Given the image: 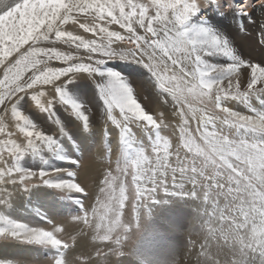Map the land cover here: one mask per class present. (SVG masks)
<instances>
[{"label":"snow or ice","instance_id":"1","mask_svg":"<svg viewBox=\"0 0 264 264\" xmlns=\"http://www.w3.org/2000/svg\"><path fill=\"white\" fill-rule=\"evenodd\" d=\"M254 5L264 8V0L241 4L236 14L247 17L249 24L256 23L249 12ZM213 6L233 7L228 0H0V208L9 206L14 192L28 193L37 186L61 192L63 198H72L73 193L88 195L75 171H33L20 166L26 154L58 152L59 140L67 136L58 122L54 135L33 125L16 107L25 95L53 120V105H67L82 130L89 132L90 110L68 97L65 89L80 74L100 77L97 88L103 101L102 116L105 124L118 130L120 151L117 175L110 169L102 181L100 192L106 194L105 199H98L90 211L82 202V214L71 217L91 228L92 239L101 242L94 249L95 259L90 253L74 255L77 237L64 235L63 220L29 226L0 213V242L50 248L55 253L50 264H109V258L120 264L122 257L132 254L129 234L150 217L146 210L162 202V196L178 195L197 205L194 219L203 235L197 264H264V103L259 107L251 104L252 97H264V64L239 59L226 37L206 24L193 22L202 9ZM69 23L98 39L85 40L64 30ZM113 24L128 35L110 30ZM259 27L264 29V23ZM240 29L246 30L243 23ZM125 40L134 47L125 51L113 46ZM57 42L88 55L84 58L39 46ZM25 45L27 49L21 51ZM214 55L228 57L232 64H208L205 58ZM13 56L16 58L11 60ZM114 58L142 65L162 93L161 102L167 104L171 99L180 118L175 147L161 134V127L169 126L164 113L158 121L120 74L104 70L106 61ZM52 61L66 66L50 67ZM242 68L249 70L243 91ZM44 86H52L54 94L31 91ZM229 100L244 104L249 114L226 106ZM208 104L223 117L209 111ZM9 115L23 134L21 143L13 139ZM134 125L151 133L147 143L133 135ZM112 135L108 129L102 133L105 138ZM129 173L135 185L131 204L135 215L126 222ZM0 264L21 262L0 259ZM170 264H176L175 259Z\"/></svg>","mask_w":264,"mask_h":264},{"label":"rangeland","instance_id":"2","mask_svg":"<svg viewBox=\"0 0 264 264\" xmlns=\"http://www.w3.org/2000/svg\"><path fill=\"white\" fill-rule=\"evenodd\" d=\"M228 2L229 3L232 2L233 5L232 9H234L235 11L239 10L238 6L240 5V3L239 2L236 3L237 0H232V1L228 0ZM254 7L257 6H253L252 8ZM263 13L264 12H260L256 14L255 17H252V19L256 21V23H252V24L248 23V19L241 18L240 20L234 21L230 19L228 15L225 13L223 20L224 22L221 21L222 25L217 26L218 29H214V30L221 35L225 34L226 36H231L232 42L241 50L240 52H242V55L247 56L252 51L258 55L257 56L258 61L261 60L264 61V43L261 42L262 40H264V36L261 35V33L264 32V29H261L259 27L260 23H264ZM241 23L244 24L246 29L245 31H241L240 29ZM62 44L63 43L61 42L59 43V45ZM27 47L28 46L25 45L24 48L21 49V51H24L25 49H27ZM42 47H50V46L47 45ZM133 47L134 45H132L128 41H123L120 42L118 49L126 51L127 49ZM72 48L74 49V47ZM14 57L15 56H13L10 59L14 60L16 58ZM83 57L86 58L87 56H83ZM213 57H215V55L209 56L208 58H213ZM206 62L211 65V62L207 60ZM49 66L53 68H59L66 65L58 61H52L50 62ZM103 68L105 71H113L120 74L136 90V98L142 103V105L147 111L153 114L154 109H156L155 107L160 106L158 105L159 102L155 99V97H153V94L154 96L157 95L158 97H161L162 93L157 90L150 76V73L142 65L132 62H126L114 58L111 60H107L106 63L103 65ZM142 71L146 73V76L142 74ZM91 79H89V81H86L88 82L87 84L83 82L81 79L74 80L71 84H68L66 86L65 90L68 97H70L73 101L83 105L87 110H90L91 117L89 118V120H90L91 128L93 131L96 132L98 131V128L101 125L100 122L99 124H97L98 119L100 117L96 113L94 108L96 107V104L98 103L99 100L101 102V98L99 97L98 88H97V84L100 82L101 78L96 77L97 82L96 81L91 82ZM245 89H246V85L243 88H241L242 91ZM253 99L256 100L258 106H260V104L262 103L261 101H264L263 100L264 97H260V98L252 97V100ZM92 101H95V103L93 102L94 105L92 104ZM234 102L238 105L242 104L238 101H234ZM18 104H20L19 111L23 112L33 125L38 127L43 132L47 133L48 135H54V132L52 130L53 119L50 118L49 114L47 115L44 114L42 110L33 103V101L30 99L29 96L23 97L21 101L19 100L17 105ZM207 107L209 111L215 112V114L221 118L223 117L224 114L216 110L212 104H208ZM58 111L55 112L56 114L53 113L56 121L62 126H67L68 127L67 129H71L72 126L70 125V123H73L71 119H74L75 116L72 115L71 111L68 109L63 108ZM241 111L247 113L246 106L245 108H241ZM97 116L99 118H97ZM109 125L110 123L106 124V128H109L108 127ZM178 125L179 123L177 124V126ZM173 126L178 131V127L176 126V121L174 122ZM191 126L195 127V125H191ZM194 127L192 129L194 130L193 134L195 135L196 133ZM12 131L15 133V135H19V134L22 135L21 133L18 132L17 129L16 130L13 129ZM168 133L166 134H168L171 137V140L174 139L175 144L177 145L179 143V139H178L179 134L176 136L175 139L169 130ZM137 134L140 136L143 142L147 143L148 137L150 135H148L144 129L138 127ZM113 136L114 135L106 138L105 137L102 138L101 136H97V135H95L94 137L92 136L91 139L93 140L94 138V141H92L93 143L91 144L88 143V144L94 147L91 149V151L85 153V156H82V158H80L81 157L80 152L82 151L84 152L87 149H85V146H76L74 150L68 148L66 153H61V154L53 153L51 151L43 152L44 154L42 153L41 155H39L41 160H38V156L26 154L24 158L21 160L20 166L24 169L33 170V171L41 170L44 167V165L46 166L48 165L47 166V168H49L48 171H52L55 169L75 171L77 173L76 179L79 178L82 179V180L79 179L82 186L85 185L89 186L87 181L90 178L89 176H86L84 166H85V162L88 163L92 161L93 159H95L94 156H96L97 162L99 163V165H103L102 169H104V171H102L103 174L100 175L98 178V182L101 188L104 187L102 181L104 179L105 173L108 170L111 169L113 171V175H117V173L115 172V167H116V161L120 156V151H118V154L114 156V152H115V148L113 145L114 142L111 143V145L113 146L111 147V152L108 151V146L110 141H113ZM107 141L109 142L107 143ZM101 145L103 146V148H100ZM95 150L96 152L97 151L98 152L97 153L94 152ZM72 161H81V163L77 165L76 163H72ZM61 178L68 179V177H61ZM126 185L128 189L129 200L125 206L123 219L127 222L135 215L131 209V204L133 203V198L135 195V185L132 184L131 173H129V175L126 178ZM30 193L36 194L35 197L30 199ZM105 195H106L105 193L100 192V189L97 190V195L94 197V200L91 202V205L94 203L93 206L94 205L96 206L97 200L99 199L103 201L105 199ZM18 196L24 202L23 206L18 209V212L16 214L12 212L13 214L10 213L5 214L6 216L15 219L17 221L23 222L25 224H29V226H44L48 220H63V222L65 221L64 223L66 224L72 223L78 226L77 223L71 220V217H75L82 214L81 203L84 202V199L83 196H81L80 194L73 193L72 198H63V193L61 192H58L51 188L37 186L32 188L28 193L20 192ZM180 198L182 197L178 195L162 196L161 198L162 202L152 205L149 209L146 210L150 213V217L148 219L145 218L140 228L138 230L134 229L133 232L130 233L128 237V247L132 254L126 257H122L121 259H126L128 262L130 261L131 264H170V262L173 259H175L176 264H184V263L195 264L197 262L196 260L191 261L190 258V256H192L194 253V252L192 253V251H194L195 249L198 250L199 244L201 243L199 240L196 239L194 240L192 238L193 234L201 233L199 222L194 219L196 216L197 205L195 204V202L190 201L189 205L186 204L185 207L181 208L180 207L181 204L177 203L178 200H180ZM156 208L161 211L159 213H154ZM80 227L81 229H87L88 231H91L95 235V233L91 228H88L82 223L80 224ZM198 235L200 237H203L202 234H198ZM95 241L97 244H99L98 246H102L100 241L97 240ZM0 243L1 244L16 243L19 245V247H22L23 249L22 251L23 254H21L22 258L20 257V259L18 260L24 264H50V259L53 257V255H55L54 251L50 248L22 244L16 241H9L7 243L0 242ZM192 243L195 244V247L192 246L193 245ZM18 245L16 246L18 247ZM26 246L36 249L38 253L36 255H28V253L24 254V249L28 248ZM151 252L152 254H150ZM93 255L95 259L96 258L95 253H93ZM181 261L182 263H180ZM121 263L122 262H120V264ZM109 264H115V261H113L112 258H109Z\"/></svg>","mask_w":264,"mask_h":264},{"label":"bare ground","instance_id":"3","mask_svg":"<svg viewBox=\"0 0 264 264\" xmlns=\"http://www.w3.org/2000/svg\"><path fill=\"white\" fill-rule=\"evenodd\" d=\"M232 1V0H231ZM254 0H237L236 3H240L241 4H244V5H249V4H252ZM232 4V2L230 3ZM239 5V6H240ZM233 6V5H232ZM238 6V7H239ZM254 6H257V7H254V8H251L249 10L250 12V16L251 17H255L256 14L260 13V12H264V8H261L259 7V5H254ZM239 9V8H238ZM238 11V10H237ZM225 13L228 15V17L232 20H240L241 18L242 19H248L247 17H240L236 14V11L234 9H227V7L225 8H218V7H208V8H205V9H202L201 12L197 15V17H194L193 18V22L196 23V24H200V23H203V24H206L207 26L211 27L213 30L214 29H218L217 26H220L222 25V22L224 20V15ZM264 14V13H263ZM81 21L83 22V18L81 17L80 18ZM229 21V20H228ZM224 22V21H223ZM231 24V23H230ZM110 30L112 31H119L121 32V34L127 36L128 34L123 30V29H120L118 25H110L109 26ZM63 29L66 30V31H71L73 32L74 34L76 35H81L84 37L85 40H93V39H98L97 36H93L91 33H85L80 27L78 24H67V25H64L63 26ZM222 36L224 37H227V39L230 41L232 47L234 48L235 50V55L239 58V59H242L244 61H252V62H255L257 64H264V61H258L257 60V54H255L254 52L251 51V53L249 55H242V52H240L241 50L232 42V38L231 36H226L225 34H223ZM127 41V40H125ZM239 41V40H238ZM60 42H57L55 44H47V43H41L42 46H47L49 45L50 47H55L61 51H64V52H71V53H74V54H78L80 55L81 57L83 56H87L88 53L84 52L82 49L81 50H77V49H73L72 47H69L67 45H59ZM119 44L120 42H117L115 45H113L114 47L118 48L119 47ZM122 44V43H121ZM15 58V57H14ZM13 58V59H14ZM207 61L211 62V65L212 66H215V67H221V66H225V65H231L232 64V61L228 58V57H225L223 55H215V57L213 58H208L206 57ZM241 77H240V80H241V88H243L246 84H247V76H246V73L249 71L248 69H244L242 68L241 70ZM2 72H3V69H0V76H2ZM142 74L146 76V73H144V71H142ZM92 77H89L87 74H80L75 80H78V79H81L83 82H85L86 84L88 82L86 81H89V79H91ZM96 81V77L95 78H92L91 79V82H95ZM90 82V83H91ZM97 82V81H96ZM71 84V83H70ZM84 84V83H83ZM151 86V85H150ZM153 88V87H152ZM39 90H44L48 93V96H51L54 94V89L52 88V86H44L43 89L37 87L36 89H33L31 91H39ZM93 90V89H92ZM155 90V89H154ZM69 91V90H68ZM156 91V90H155ZM154 92V91H153ZM28 95H25L24 97H27ZM160 96V95H159ZM153 97H155V99L159 102L158 105L160 106H156L154 109V112H153V115L155 118H157V120L159 121V119L161 118L160 117V113H164V121H165V124L169 125L168 127H161V134L163 136H166L167 138H169L171 140V137L168 135V130L171 132V134L174 136V138L176 139V136L179 134L176 130V128L173 126L174 122L176 121V126L178 123H180V118L179 116L176 114V109H175V106L172 104L171 102V99L169 98V102L167 104H164L161 102V97H158L157 95L154 96L153 94ZM48 97H45L44 99L46 100ZM98 100V99H97ZM96 100V101H97ZM264 100V99H263ZM21 101V100H20ZM27 102V101H26ZM25 102V103H26ZM93 102L95 103V101H92V104ZM157 102V103H158ZM262 103H264V101H261ZM97 103V102H96ZM226 106H230L231 108H233L234 110L236 111H239V112H242L241 111V108H245V106L243 104H236L233 100H229V101H226ZM61 103H56L53 105V113L57 112L58 110H61V109H69V107L65 104H61ZM251 104L255 107H259L258 104L256 103V100L253 99L251 101ZM94 105V104H93ZM17 109L19 110V107H20V104L16 105ZM98 107V108H97ZM22 108V107H21ZM95 108V111L96 113L99 115V117L97 116L98 119V123L99 122L101 123L100 127L98 128V131H89V132H85L82 130V127H81V122L76 119V117H74V119H71V121L73 123H70V125L72 126L71 129H67L68 127L67 126H63V128L65 130H67V136L60 139L59 140V144H60V150L58 152H55V153H58V154H61V153H66L68 148H71L72 150H74L76 148V146H85V149H87L86 151H82L80 152L81 154V157L82 156H85V153L91 151V149L94 147L92 145H89L91 143H93L92 141H94V138L93 140L91 139V137L97 135V136H102V131L105 130V129H108V130H111L112 133H113V141H110V145L112 142L113 145H114V148H115V152H114V156H116L118 154V151H119V147H118V130H115L111 125H109L108 127L109 128H106V124L104 123V119L103 116H102V111H103V101L100 100L98 101V103L96 104V107ZM44 114H48V113H45L44 111H42ZM59 112V111H58ZM26 113V112H25ZM244 113V112H242ZM56 114V113H55ZM244 114H249L248 112L247 113H244ZM118 115V113H117ZM91 117V115L89 116V118ZM8 120H9V124H10V130L12 131L13 129H15L14 125H15V121L11 119L10 115L8 117ZM55 120V122H54ZM54 120H52V130L54 132V134L57 133V121L56 119L54 118ZM178 122V123H177ZM193 123H191V125H195L196 127V123L194 121H192ZM195 123V124H194ZM192 127V126H191ZM194 127V126H193ZM192 127V128H193ZM194 127V128H195ZM137 128L138 126H133L132 128V132H133V135L138 138L140 141H142V139L140 138V136L137 134ZM16 130V129H15ZM194 131V130H193ZM17 132V131H16ZM148 135H151L150 132H146ZM168 133V134H166ZM18 134V133H17ZM47 134V133H46ZM0 138H3L2 136H0ZM98 138V137H97ZM100 138V137H99ZM13 139H16L17 140V143H21L23 141V134L22 135H15L13 136ZM96 139V138H95ZM100 140V139H99ZM172 143H173V146L175 147V141L174 139L171 140ZM109 141H107L108 143ZM82 143V144H81ZM89 143V144H88ZM80 144V145H79ZM109 147V146H108ZM111 147H113L111 145ZM100 148H103V146L101 145ZM79 150V149H78ZM80 150H81V147H80ZM114 150V149H113ZM102 151V150H100ZM46 152V151H45ZM96 152V150L94 151ZM98 152V151H97ZM96 152V153H97ZM54 153V152H53ZM95 153V154H96ZM44 154V153H43ZM56 154V155H58ZM79 154V155H80ZM29 155V154H28ZM42 157V156H41ZM95 159H93L92 161L86 163L85 162V174L86 176H89V180L87 181L88 182V185H85L84 187L86 188L87 192H88V195L87 197L83 196V199H84V205L86 207L87 210H91L93 206V204L91 205V202L94 200V197L97 195V190L100 189V184L98 182V178L100 175L103 174L102 171H104V169H102V166L103 165H99V163L97 162V157L94 156ZM31 158V157H30ZM43 158V157H42ZM28 159V158H27ZM38 160H41L40 156H38ZM63 160V159H62ZM21 162V161H20ZM36 163V162H35ZM62 164V162H61ZM53 165V164H52ZM48 166V165H47ZM46 165H44V167L42 169L48 171L49 168H47ZM81 166V165H80ZM40 167V166H38ZM79 169V168H78ZM38 171V170H37ZM84 174V175H85ZM84 177V176H82ZM80 180H82L81 178H79ZM77 179L78 182H80V180ZM81 183V182H80ZM19 193L20 192H14L12 197H11V201H10V204L8 207L6 208H0L1 212L0 213H3V214H13V213H17L18 212V209L20 207L23 206L24 202L19 198ZM32 194V195H31ZM34 193H30V199L34 198L36 194ZM41 195V194H40ZM43 197V196H42ZM175 202V201H174ZM193 202V201H192ZM37 203V202H36ZM177 203H180V207H185V205H189L190 204V200H187V199H184V198H180V200H178ZM176 204V203H175ZM174 204V205H175ZM194 204V203H193ZM194 206V205H193ZM178 207V206H177ZM172 208V207H171ZM161 210H158L156 208L155 212L154 213H159ZM13 212V213H12ZM20 214V213H19ZM187 215V214H186ZM19 216V215H18ZM20 217V216H19ZM65 222V221H64ZM177 223V222H176ZM179 224V223H178ZM177 224V225H178ZM29 225V224H28ZM180 226V225H179ZM64 227L66 229V232L64 233V235L67 237L69 235H73V236H76L77 237V241H78V247H76L74 249V255L76 257H78L80 255L81 252L85 253L86 255L87 254H91L92 255V258L94 259V255L93 253H95L94 249L99 245L96 243L95 240L92 239L93 237V233L91 231H88L87 229H83V234H81V227H80V224H78V226H76L75 224H72V223H64ZM180 228V227H179ZM154 234V233H153ZM198 234H201V233H195L193 234L192 238L195 240H199L201 243L203 242V237H200ZM191 238V239H192ZM190 239V240H191ZM193 240V241H194ZM143 242V241H142ZM7 243V242H6ZM146 243V242H145ZM16 244V243H15ZM15 244H1L0 243V259H9V260H13V261H19L18 259H20V257L22 258V255L23 254V249L22 247H19L18 244V248ZM193 244V243H192ZM191 244V245H192ZM28 247L27 249H24V254L25 253H28V255H36L38 253V251L32 247H29V246H26ZM22 249V250H21ZM149 250V249H148ZM152 250V249H151ZM150 251V250H149ZM199 249H195L194 251H192L193 255L190 256L191 258V261L193 260H196L197 261V253H198ZM138 252V251H137ZM178 252V251H177ZM152 254V252L150 253ZM178 254V253H177ZM28 257V256H27ZM21 262V261H20ZM122 262L121 264H131L130 261L128 262L126 259H121ZM184 262V261H183ZM182 263V261L180 262ZM21 264H24L21 262ZM185 264V263H184ZM197 264V262L195 263Z\"/></svg>","mask_w":264,"mask_h":264}]
</instances>
